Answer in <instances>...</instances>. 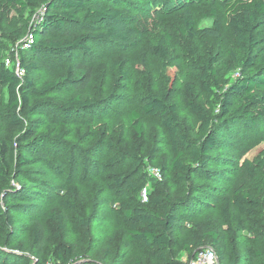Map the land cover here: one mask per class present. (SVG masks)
<instances>
[{"label": "rangeland", "instance_id": "1", "mask_svg": "<svg viewBox=\"0 0 264 264\" xmlns=\"http://www.w3.org/2000/svg\"><path fill=\"white\" fill-rule=\"evenodd\" d=\"M82 1L86 7L118 10L125 20L95 28L81 24L80 13L77 25L49 27L45 37L87 36L86 51L32 55L23 41L31 26L43 30V6L29 7L19 16L7 11L5 0H0L3 58L13 60L9 67L14 73L19 57L34 64L28 77L37 92L29 96L17 125L6 111L5 92L0 95V142L6 150L3 154L0 149V162L6 165V177L0 179V220L11 221L0 240V264H20L24 258L30 264H61L54 256L58 244L74 250L70 264L154 262L151 247L127 239L134 221L126 212L142 203L147 211L160 213L167 202L180 201L172 210L175 227L167 253L179 264H190L199 252L210 249L211 232L218 239L219 247L213 248L216 264L228 263L230 247L241 256L250 239H255L254 249L264 246V183L261 193L255 192L252 183L244 180L242 167L246 160L264 157V123L248 127L227 123L225 127L217 117L219 99L226 93L231 108L240 106L229 88L245 71L264 66V16L255 30L257 50L249 68L235 45L234 32L226 25L227 0H190L184 7L173 0ZM185 10L194 23L193 36L180 23ZM109 28L120 36H107ZM165 35L169 40L161 47L162 56L153 48ZM210 61L216 77L204 78L203 67ZM118 63L124 73L119 72ZM80 74H88L84 85L78 81ZM53 82H57L53 89L39 92ZM204 83L211 88V97ZM149 92L165 94L176 106L178 134L186 140L178 148L190 169H170L173 143L163 132L161 118L141 110ZM75 95L91 101V106L62 110ZM188 102L212 116L218 140L199 166L192 162L189 150L200 143V122ZM133 111L140 115L141 136L129 122ZM260 173L264 182V168ZM238 188L261 202L260 209L241 217L244 229L221 212L224 198L231 199ZM143 190L145 202L140 196ZM154 198H160L158 205L151 202ZM62 201L75 205L64 208ZM33 228L42 232L39 254L32 241Z\"/></svg>", "mask_w": 264, "mask_h": 264}, {"label": "trees", "instance_id": "2", "mask_svg": "<svg viewBox=\"0 0 264 264\" xmlns=\"http://www.w3.org/2000/svg\"><path fill=\"white\" fill-rule=\"evenodd\" d=\"M175 5L184 7L190 0H173ZM43 6L46 14L43 22V30L38 27L31 26L29 33L32 35V43L29 49L25 50L27 53L36 55L42 51H48L53 54L68 55L72 51L85 50L83 42L87 36L74 37L71 40H54L47 39L45 30L49 27L56 28H70L78 23V15L83 13L81 24L100 27L105 22H118L125 20L122 13L118 10L105 7H86L82 0H5L4 7L9 12H14L19 16H23L26 10L34 7ZM3 7L0 5V12ZM223 14L226 19V25L235 34V45L245 55V65L252 68L254 64L253 52L257 50V37L255 30L258 22L264 16V0H227L223 7ZM211 17H215V12H211ZM180 23L184 32L193 36L195 29L194 23L185 10L184 15L180 19ZM107 36H120L116 30L109 28L106 31ZM169 40L165 35L153 48L155 52L164 55V50L161 48ZM3 44L0 37V95L5 92L7 103L6 111L12 117L14 125L19 123V115L23 114L25 107L28 104L30 95L36 94L32 81L28 75L34 64L26 62L25 58H20V67L24 70L22 77L14 73L9 66L5 65L3 58ZM86 51V50H85ZM120 73H124L123 67L120 63L117 64ZM204 78L209 76L216 77V71L211 68V61L204 67ZM78 79L81 85L85 84L88 74H80ZM57 82L48 83L42 86L39 90L44 93L53 89ZM204 89L208 92V96H212L211 88L204 83ZM231 95L236 96L240 100V106L231 108L232 102L228 98V93L224 94L219 99V114L217 117L221 118L225 127L228 124H240L242 127L257 126L264 123V66H260L257 70H247L243 75L229 88ZM91 101L82 100L79 95L67 99L64 102L62 110H76L88 109L91 106ZM189 108L198 114L200 143L198 146L189 150V156L194 164L199 166L201 160L209 156L214 149L218 140L215 131L212 129V116L203 110L200 106L188 102ZM214 107H212L213 110ZM142 112L146 116H159L161 118V126L166 137L173 143L172 150L174 158L170 163L171 170L186 171L190 169L189 166L183 164L181 157L182 153L178 148L183 145V135L178 134V119L177 109L174 104L167 101L166 95L163 93L149 92L146 96L145 102L141 107ZM140 115L137 111L129 114V122L138 136L143 134V128L140 122ZM0 149L5 154V147L0 142ZM12 159V153L8 155ZM20 160H18V164ZM136 166V165H135ZM244 169V180L252 183V188L257 193H261L263 185V177L260 170L264 168V157L254 158L252 161L246 160L242 163ZM6 177V165L0 162V179ZM154 205L160 203V198L151 200ZM141 203V202H140ZM180 204V201L167 202L162 206L160 213L147 211L143 203L128 209L126 214L132 218L134 224L127 231V239L132 243H141L144 246L151 247L155 256V261L147 264H179L173 257L167 256L169 249L172 247L173 240L170 237V232L175 227V219L173 216V208ZM62 207L72 209L74 207L73 201H62ZM261 208V202L255 199L249 192H243V189H236L231 199L225 197L221 205V212L225 219H234L239 229L243 228L241 217L250 210H257ZM234 215V217H232ZM264 222V212H263ZM11 221L6 217L5 223L0 220V240L3 236V231L6 226H10ZM32 241L39 254L42 247V232L35 228L32 229ZM211 248H218L217 235L210 233ZM264 238V235H262ZM255 239H250V244L244 248L241 256L235 254L233 247H230L227 253V264H264L262 255H264V246L259 249L253 248ZM232 246V245H231ZM215 252V250H213ZM196 254V253H195ZM216 254V253H215ZM74 255V250L65 245L58 244L54 249L55 258L61 264H70V260ZM222 257V256H218ZM20 264H30L25 258ZM133 264H143L140 261H135Z\"/></svg>", "mask_w": 264, "mask_h": 264}, {"label": "built area", "instance_id": "3", "mask_svg": "<svg viewBox=\"0 0 264 264\" xmlns=\"http://www.w3.org/2000/svg\"><path fill=\"white\" fill-rule=\"evenodd\" d=\"M32 41H33L32 35L29 33L28 36L23 41V46L25 50L29 49ZM11 63H13L12 59L8 58L5 60L6 66H9ZM16 74L20 77L24 75V70L20 67V65L18 66V68L16 67ZM140 196L142 197V200L145 202L147 200L146 190H143ZM216 262H217V258H216L215 252L212 249H208V250H203L202 252H199L197 254L196 259L193 260L190 264H216ZM82 264H94V263H82Z\"/></svg>", "mask_w": 264, "mask_h": 264}]
</instances>
